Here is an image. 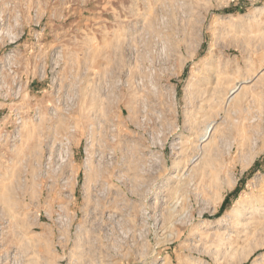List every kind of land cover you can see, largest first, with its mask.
<instances>
[{
	"label": "rangeland",
	"instance_id": "374dc122",
	"mask_svg": "<svg viewBox=\"0 0 264 264\" xmlns=\"http://www.w3.org/2000/svg\"><path fill=\"white\" fill-rule=\"evenodd\" d=\"M26 3L61 5L43 48L77 55L58 96L33 83L0 102V133L14 110L24 119L14 150L0 142L3 251L22 264H264V0ZM232 77L245 96L226 106ZM74 93L70 113H55ZM207 124L217 133L197 160ZM64 137L67 162L40 171ZM239 198L262 205L237 218Z\"/></svg>",
	"mask_w": 264,
	"mask_h": 264
},
{
	"label": "built area",
	"instance_id": "2783aa9c",
	"mask_svg": "<svg viewBox=\"0 0 264 264\" xmlns=\"http://www.w3.org/2000/svg\"><path fill=\"white\" fill-rule=\"evenodd\" d=\"M26 1L28 0L0 2V102L3 104L20 101L21 95L25 91L28 93L29 86L33 83L44 85L43 92L54 91L55 96H58L60 88L56 89L55 85L63 70L64 60L66 57L77 55L70 48L61 46H54L47 51L43 48L45 27L62 26L64 10L61 5L45 12L40 6H28ZM61 1L53 0L52 4L56 5ZM26 41L29 43L25 44ZM20 46L23 48L20 49ZM22 54L32 55L27 65L19 61ZM76 98L77 93L69 96L54 112L65 117L70 113L69 109L75 104ZM56 101L59 104L58 100ZM11 117V123L7 124L9 131L0 133V142L5 140L8 147L14 150L20 141L21 124L24 121L18 110H14ZM33 118L39 119L36 115H33ZM68 143L67 138H63L55 158H52V155L43 157L38 165L40 171L53 166L55 169L63 167L68 159Z\"/></svg>",
	"mask_w": 264,
	"mask_h": 264
},
{
	"label": "bare ground",
	"instance_id": "6f19581e",
	"mask_svg": "<svg viewBox=\"0 0 264 264\" xmlns=\"http://www.w3.org/2000/svg\"><path fill=\"white\" fill-rule=\"evenodd\" d=\"M213 69V68H212ZM225 72V71H224ZM216 74V73H215ZM227 74V73H226ZM225 74V75H226ZM235 76H236V74H235ZM220 77H221V75H220ZM223 77V76H222ZM238 77V76H237ZM233 79H234V77H232ZM232 78H230V80L232 79ZM220 79V78H219ZM219 79H218V81H219ZM228 79V78H227ZM232 79V80H233ZM237 79H239V78H237ZM237 79H234V81H235V83L234 84H232L233 86L232 87H229V90L227 91L226 89V91L227 92H223L224 93V95L222 96L221 95V97H218V98H220L222 101V104H226V106L227 105H231V102H232V100H235V99H237V100H235V101H238V102H240V98H241V100H242V97H244L245 96V90H246V88H245V83H244V79L243 80H240L239 79V81H237ZM223 80V79H222ZM229 80V79H228ZM229 80V81H230ZM232 80H231V82H232ZM223 81H225V79L223 80ZM233 81V82H234ZM246 81V80H245ZM231 82H228L229 83V85H230V83ZM218 83V82H217ZM223 83V82H222ZM228 83H226V85L225 86H227V84ZM221 85V84H220ZM216 86H218V85H216ZM222 86H224V85H222ZM225 86H224V88H225ZM219 87V86H218ZM201 88V87H200ZM220 88V87H219ZM227 88V87H226ZM248 88V87H247ZM253 89V88H252ZM224 91V90H223ZM214 92H216V91H214ZM221 92V91H220ZM204 93V92H203ZM212 95V94H211ZM217 95V94H216ZM218 96H220V95H218ZM214 97H217V96H214ZM239 98V99H238ZM207 102V101H206ZM220 102V103H221ZM18 103V102H17ZM207 103H209V102H207ZM237 103V102H236ZM244 103V102H243ZM212 104V103H211ZM241 104V103H240ZM205 105V104H204ZM220 105V104H219ZM233 105H234V103H233ZM206 106H209L210 107V105H205L204 107H206ZM236 106H238V105H236ZM203 107V106H202ZM213 108H214V106H212ZM217 107V106H216ZM222 107V106H221ZM207 108V107H206ZM231 108H233V107H231ZM221 109V108H220ZM206 110H208V109H206ZM205 113V112H204ZM34 115V114H33ZM40 115V114H39ZM57 115V114H56ZM38 116V115H37ZM57 117V116H56ZM60 117V116H59ZM54 118V117H53ZM202 118V117H201ZM55 119V118H54ZM226 119V118H225ZM24 120V119H23ZM22 120V121H23ZM36 120H38V122H39V119H36ZM60 120V119H59ZM71 120V119H70ZM34 121V120H33ZM57 121H58V118H57ZM63 121H64V119H63ZM73 121V120H72ZM197 121V120H196ZM24 123V122H23ZM199 123H200V121H199ZM204 124V123H203ZM204 126V125H203ZM22 127H23V124H22ZM215 126L212 124V125H210V124H207V126H205V128L202 130V132L201 131H199V132H201L200 134H201V136H199V138H201V139H203L202 141H200L199 140V145L197 146V144H196V148H198L199 150L198 151H201V155H199L198 153V156H197V160H201V159H203V158H205L207 155H208V151L210 150V148L212 147V145H213V142H214V140H215V135H216V133H214V130H215V128H214ZM26 128V127H25ZM54 128V127H53ZM27 129V128H26ZM22 130V129H21ZM25 131V130H24ZM27 131V130H26ZM25 131V132H26ZM29 131V130H28ZM33 131V130H32ZM49 131V130H48ZM73 131V130H72ZM240 131V130H239ZM195 132V131H194ZM28 133V132H27ZM193 136V135H192ZM241 136V135H240ZM195 136H193V138H194ZM65 138V137H64ZM192 138V139H193ZM196 138H197V136H196ZM191 139V140H192ZM194 140V139H193ZM197 140V139H196ZM56 143V142H55ZM59 143V142H58ZM188 143V144H187ZM187 143H184L183 145H182V143L179 141L178 143H176V146L178 147V149L180 150V153L181 152H186V150H189L190 148H191V143L190 142H187ZM190 143V144H189ZM175 145V144H174ZM56 146V145H55ZM54 146V147H55ZM242 146V145H241ZM57 147V146H56ZM190 147V148H189ZM193 147H195V145L193 146ZM174 148V147H173ZM177 153V152H176ZM188 154V153H187ZM182 156V155H181ZM57 162H58V160H57ZM52 182V181H51ZM4 189V188H3ZM242 199L241 198H239L238 199V201H236V208H235V210H234V212H235V216L237 217V218H241V216H243L242 214L244 213V211L245 210H250V208L252 209L254 206H255V208H258V206L261 204L262 205V201H261V198H260V200L259 199H257V201H252L253 203H249V204H242ZM235 206V205H234ZM261 207V206H260ZM262 209V208H261ZM258 210V209H257ZM264 210V209H263ZM255 212V211H254ZM249 213V212H248ZM2 214V213H1ZM7 219V218H6ZM11 219V218H10ZM5 220V219H4ZM3 221V220H2ZM5 222V221H4ZM8 222V221H7ZM17 222V221H16ZM9 223V222H8ZM7 223V224H8ZM238 224H241L240 222H238ZM238 224H236V225H238ZM2 225V224H1ZM235 225V226H236ZM5 227V226H4ZM3 227V228H4ZM238 227V226H237ZM236 227V228H237ZM6 228V227H5ZM9 228V227H8ZM1 230V229H0ZM12 231V230H11ZM237 231V230H236ZM239 231H241V230H239ZM245 231V230H244ZM248 231V230H247ZM243 232V231H242ZM6 233V232H5ZM236 233V232H235ZM240 233V232H239ZM241 234V233H240ZM0 235H2L1 233H0ZM238 235V234H237ZM248 235H249V233H248ZM3 236V235H2ZM241 236V235H240ZM244 237V236H243ZM2 240V239H1ZM245 240V239H244ZM12 246V245H11ZM15 246V245H14ZM2 248V249H1ZM13 247H10L9 248V250H7L6 252H4L5 250H6V246H5V250L3 251V245L0 243V249H1V251H3V253L4 254H0V264H22V261H23V259L21 258V256L19 255V253L18 252H13V253H11L12 251H14L13 249H12ZM8 249V248H7ZM11 249V250H10ZM8 251H10L9 252V255H8ZM29 259V258H28Z\"/></svg>",
	"mask_w": 264,
	"mask_h": 264
},
{
	"label": "trees",
	"instance_id": "16d2710c",
	"mask_svg": "<svg viewBox=\"0 0 264 264\" xmlns=\"http://www.w3.org/2000/svg\"><path fill=\"white\" fill-rule=\"evenodd\" d=\"M233 193H234V196H236V194H237V189H235ZM226 201H227V199L225 198V200H224V202L222 203V206H221V208H220V210H219V214L222 213V210L224 209V206H225V204H226ZM219 214H218V215H219Z\"/></svg>",
	"mask_w": 264,
	"mask_h": 264
}]
</instances>
